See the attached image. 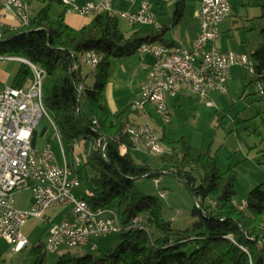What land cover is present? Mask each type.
Returning a JSON list of instances; mask_svg holds the SVG:
<instances>
[{
	"label": "trees",
	"instance_id": "obj_1",
	"mask_svg": "<svg viewBox=\"0 0 264 264\" xmlns=\"http://www.w3.org/2000/svg\"><path fill=\"white\" fill-rule=\"evenodd\" d=\"M25 2L30 7L31 0ZM38 2L41 7L26 25L1 32L0 58H22L44 70L42 105L61 140L65 163L79 180L74 195L91 209L114 210L122 227L135 217H142L148 229V233L130 228L119 232L116 247L101 257L65 253L55 264H264L263 184L249 191L244 200L246 207L239 210L233 204L236 164L222 169L210 147L202 151L183 137L168 141L161 136L171 153L157 157L165 165L160 171L182 181L196 202L189 228L173 230L163 218L159 199L134 187L135 179L156 176L146 161L136 163L131 156L134 145L127 133L130 127L140 125L136 120L139 112L130 105L110 115L102 94L113 59L136 53L148 43L174 47L163 39L162 30L139 29L127 35L120 30L119 18L107 13L94 15L87 26L74 30L65 24L64 12L50 15L51 5L61 4V0ZM184 3L185 0H176L172 24L181 18ZM260 13L264 23V5ZM260 36L262 42L250 54L255 68V76L249 77L248 83L252 87L257 82L264 84V25ZM88 53L99 60L91 85L86 83L90 75L84 72L87 66L82 63V56ZM28 79H32V72L21 63L11 87H22ZM82 103L89 104L91 116L81 112ZM98 139L105 143L104 150H92L87 160L75 167L73 145L81 142L87 148ZM259 142L264 144V136ZM121 146L126 148L122 155ZM256 152L257 166L264 167V147ZM84 168L90 172L88 192L82 187ZM36 254L35 264H42L44 254Z\"/></svg>",
	"mask_w": 264,
	"mask_h": 264
},
{
	"label": "built area",
	"instance_id": "obj_2",
	"mask_svg": "<svg viewBox=\"0 0 264 264\" xmlns=\"http://www.w3.org/2000/svg\"><path fill=\"white\" fill-rule=\"evenodd\" d=\"M76 0H61L65 13L78 14L93 18L94 15L107 13L125 20L129 27L148 26L154 31L162 27L157 23L150 0H124L130 4L138 2L136 11L116 12L111 9L109 0L94 3L76 4ZM4 9L12 11L21 26L28 23L30 12L25 0H0ZM232 8L227 0H202L198 14L199 34L192 46L166 47L162 44H144L137 50L153 57V64L147 74V82L142 86L139 96L131 104L134 111H143L147 105L153 108L155 121L160 125L168 122L165 96L175 97L181 91H189L199 99L207 100L210 91L223 92L230 80L231 69L235 66L247 69L255 76L254 61L250 55L223 52L211 46L218 37V23L229 18ZM32 72L22 87H4L0 90V239L13 245L12 252H18L28 243L21 230L28 218L42 220L49 225L45 239V252L57 254L66 248L88 247L96 250L94 239L130 229H148L142 217H135L130 224L122 227L117 214L110 208L91 209L87 203L74 195L79 180L67 167L65 152L58 133L62 164H58L50 144L38 149L32 145L33 133L43 115L42 81L43 69L24 59ZM98 57L93 53L82 56L91 78L97 71ZM262 83H256V90L262 94ZM81 87L78 88L80 90ZM211 106V103H206ZM134 149L148 155L159 157L171 153V149L161 141V134L151 125L144 124L128 129ZM105 143L98 139L87 148L83 143H75L72 161L80 166L88 154L97 148L103 151ZM120 154L126 152L121 146ZM158 184V183H156ZM31 192V208L20 211L14 207V193L17 189ZM160 196L165 197L161 192ZM239 210L246 202L236 203ZM66 208L64 218L54 221L48 217L49 211ZM180 213L174 211V216Z\"/></svg>",
	"mask_w": 264,
	"mask_h": 264
},
{
	"label": "rangeland",
	"instance_id": "obj_3",
	"mask_svg": "<svg viewBox=\"0 0 264 264\" xmlns=\"http://www.w3.org/2000/svg\"><path fill=\"white\" fill-rule=\"evenodd\" d=\"M29 5L32 6V15H34L39 7L38 0L31 1ZM60 8L61 6L58 4L51 5L50 15L52 17L57 16L58 9ZM260 19L256 20V29H243L240 23L236 25L237 29L232 33L234 35L232 40L241 34L246 37L247 45L251 48H256L262 42L260 36L261 27L259 26L260 24L263 26V20ZM120 30L123 31L121 25ZM246 54L250 55L247 52ZM0 63L4 64V69L15 76L21 62L4 60ZM243 69L244 75L248 78L251 77L247 69ZM83 70L88 73L90 71L88 67L83 68ZM92 82L93 80L88 78L87 84L91 85ZM262 86L264 87V84ZM236 100L238 101L233 102V104H235L238 112L235 116H228L226 113L228 119L231 117L228 125L227 123L221 124L224 117L223 112H220L214 123H198L192 129H190L191 127L187 129V133L191 136V132L194 131V144L196 145L193 146H196L200 150L205 151L210 147L212 153H218L217 159H219L218 157L221 154L226 158L228 156L232 158L231 160L228 158L227 163L221 161L222 164H220V167L225 169L229 164H236V178L234 182L236 193L234 195V201L240 203L246 199L250 190L260 184H263L264 187V167L259 168L255 162V157L257 156L256 151L264 147V144L261 145V142H259L264 136V96L257 93L255 86H251L247 88L246 94L242 99ZM89 108V104L82 103L81 112L87 116H91ZM52 136L53 128L50 115L46 113L41 117L35 129V134L32 139L33 144L38 149H42L46 143H50L56 161L60 165L63 162L61 150L59 143ZM253 147H256V150H253ZM139 150H132L131 156L133 160L136 163L146 161L148 165L154 168L153 173L156 176L152 178H137L134 180V187L144 195H154V197L156 196L159 199L163 208V218L170 222L169 225L173 230L182 231V229L189 228L191 222L194 220L191 211L196 204L189 188L178 178L170 176L167 172L160 171V169H164L165 167L157 157L148 155L145 152L140 153ZM227 151L228 153L226 155ZM83 176L84 182L82 187L88 192L91 189L88 181L90 177L89 168L83 169ZM161 192L165 193L164 198L160 196ZM13 205L17 210L28 211L31 208V192L24 188L17 189L14 193ZM65 209L60 208L55 211H49L47 216L52 217L54 221H58L62 217L64 218ZM174 211L180 214L175 217ZM48 230L49 225L42 220L28 218L21 230L22 236L28 245L22 250L13 253V245L0 239V264H35L37 252L44 254L42 264H55L59 256L65 253H70L74 257H80L85 254L101 257L108 251L113 250L118 244L117 234H111L92 241L97 246L96 250L88 247L66 248L63 246L57 254H49L45 252L44 247Z\"/></svg>",
	"mask_w": 264,
	"mask_h": 264
},
{
	"label": "crops",
	"instance_id": "obj_4",
	"mask_svg": "<svg viewBox=\"0 0 264 264\" xmlns=\"http://www.w3.org/2000/svg\"><path fill=\"white\" fill-rule=\"evenodd\" d=\"M100 1L102 0H76L75 2L78 5H82L84 3ZM201 1L202 0H185L181 18L177 23L172 24L171 19L173 17L176 0H150L152 12L155 15L157 23L162 27L160 30H162L163 39L165 41L174 47H184L189 49L192 46L193 41L199 34L200 24L198 23V14ZM227 1L232 8V14L229 18L218 23V37L211 43V46L223 52L230 51L243 54H246L247 52L252 54L255 51V48H251L247 45L246 37L240 34L236 39L232 40V38H234L232 33L237 29L236 25H239V23L243 29H256V20L260 19V9L261 6L264 5V0ZM109 2L111 9L120 13L126 11L133 12L138 8V2L133 4L124 0H109ZM1 5L2 3L0 2V35L3 31L17 30L21 27V24L12 11L4 9ZM58 5H60L61 8L58 9L57 16L65 11L62 4ZM40 7L41 5L39 4L38 9ZM31 8L32 6L30 5L29 12L32 17ZM62 17L65 24L74 30L87 26L92 19L75 13L67 15L65 12ZM120 25L123 29L122 32L127 35L139 29L144 31H154L148 26L129 27L127 22L121 18H119V26ZM259 27L262 29L263 26L260 24ZM4 60L24 63L16 57L0 58V62H3ZM153 60L154 59L150 54L136 51V53L134 52L127 57L113 59L111 61L110 77L102 94L103 102L110 115L122 111L124 107L126 108L130 106L132 102L137 99L142 86L147 82V74L149 68L153 64ZM243 71V67H233L230 72V80L226 83L224 91H210L207 100L199 99L192 95L191 92L189 93V91H181L175 97L165 96V106L167 108L169 120L164 125H160L155 121L156 119L153 108L150 105H147L143 111H139L136 120L140 125H151L152 128L157 132H160L161 136L168 141H176L183 137L189 144L196 145L194 144V131L191 132L190 136L187 133V129L190 127V129H192L193 126L198 123H214L220 112H223L224 117L221 124L227 123L228 125L231 117L228 119L227 114L228 116H235L237 114L238 110L233 102L238 101L236 99H242L246 94L247 88L251 87L248 85L249 78L244 75ZM14 77V74L4 69V64L0 63V90L4 87H11ZM88 78L91 77L89 76ZM88 78L86 83L88 82ZM208 102L211 103V106L206 104ZM34 134L35 131L32 137H34ZM52 137L57 140L54 130ZM32 145L36 147L33 144V140ZM193 147L197 148L196 146ZM140 153H143V151H140ZM215 153L217 158L218 153ZM227 153L228 151L226 152V155ZM218 158L219 165L222 164V162L227 163L228 158L229 160L232 159L230 156L226 158L223 154ZM163 166L165 167V165Z\"/></svg>",
	"mask_w": 264,
	"mask_h": 264
},
{
	"label": "water",
	"instance_id": "obj_5",
	"mask_svg": "<svg viewBox=\"0 0 264 264\" xmlns=\"http://www.w3.org/2000/svg\"><path fill=\"white\" fill-rule=\"evenodd\" d=\"M72 64H73V61H72ZM72 64H71V66H72ZM79 104H80V98L78 99V103H77V107H76V117H77V115H78ZM169 175L172 176V177H176V176L171 175V174H169ZM176 178H177V177H176Z\"/></svg>",
	"mask_w": 264,
	"mask_h": 264
}]
</instances>
